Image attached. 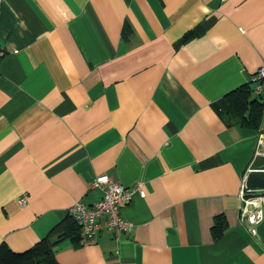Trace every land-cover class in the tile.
I'll return each mask as SVG.
<instances>
[{
  "label": "crops",
  "instance_id": "crops-1",
  "mask_svg": "<svg viewBox=\"0 0 264 264\" xmlns=\"http://www.w3.org/2000/svg\"><path fill=\"white\" fill-rule=\"evenodd\" d=\"M0 51V245L62 223L57 264H264L240 217L264 111L247 129L225 103L264 66V0H0ZM102 175L140 188L131 230L59 239Z\"/></svg>",
  "mask_w": 264,
  "mask_h": 264
},
{
  "label": "built area",
  "instance_id": "built-area-1",
  "mask_svg": "<svg viewBox=\"0 0 264 264\" xmlns=\"http://www.w3.org/2000/svg\"><path fill=\"white\" fill-rule=\"evenodd\" d=\"M0 51V57L2 56ZM251 93L263 104L264 111V66L259 67L250 79ZM93 188L101 191V199L91 206L80 202L74 204L68 211L79 228V243L84 246L93 243L99 230L104 227L108 231L128 233L132 224L120 216V210L131 203L135 194L142 196L140 188H125L114 183L108 176L102 175L95 179ZM251 191L242 183L241 198L244 207L241 210V219L246 220L249 231L255 235V226L262 220L264 199L250 195ZM27 197L22 196L19 204L25 206ZM105 219L103 223L101 220Z\"/></svg>",
  "mask_w": 264,
  "mask_h": 264
},
{
  "label": "trees",
  "instance_id": "trees-1",
  "mask_svg": "<svg viewBox=\"0 0 264 264\" xmlns=\"http://www.w3.org/2000/svg\"><path fill=\"white\" fill-rule=\"evenodd\" d=\"M250 95V85H246L227 95L225 103L228 112L233 115L239 125L255 130L260 126L263 104L257 98H250ZM68 219L71 222H67L68 227L59 236V239L69 238L80 245L79 228L70 216ZM60 225L54 227L47 237L23 252H14L5 243H2L0 245V264H57L53 251L55 244L50 242V237L59 232ZM221 226L222 222H217L213 227L215 238L221 235Z\"/></svg>",
  "mask_w": 264,
  "mask_h": 264
},
{
  "label": "water",
  "instance_id": "water-1",
  "mask_svg": "<svg viewBox=\"0 0 264 264\" xmlns=\"http://www.w3.org/2000/svg\"><path fill=\"white\" fill-rule=\"evenodd\" d=\"M245 183H246V187L251 189L255 187H263L264 172H257L254 170L249 171L247 173ZM255 236L259 239V241L264 247V205L262 207V220L257 226H255Z\"/></svg>",
  "mask_w": 264,
  "mask_h": 264
}]
</instances>
